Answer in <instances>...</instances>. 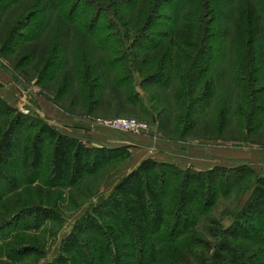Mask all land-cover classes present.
I'll return each mask as SVG.
<instances>
[{"label":"rangeland","instance_id":"1","mask_svg":"<svg viewBox=\"0 0 264 264\" xmlns=\"http://www.w3.org/2000/svg\"><path fill=\"white\" fill-rule=\"evenodd\" d=\"M77 2L71 0L69 9H75L72 19L78 20L77 25L63 32L65 26L57 21L56 0H0V64L27 93L26 116L37 115L38 100L47 101L105 137L91 138L92 148H110L93 175L57 180L50 172L53 144L45 138H41L39 168L33 171L23 162L24 149H31L41 125L52 127L51 122L37 116L26 118L25 126H15L12 120L19 116V103L9 107L10 112L1 109L0 132L7 133L12 152L9 157L4 156V162L0 161V264H54L62 256V243L73 227L98 208L116 184L144 160L175 163L190 171L183 158L170 156L163 148H170L172 153L182 151L187 156L195 150L193 153L208 160L205 164L245 169L212 182L207 197L209 202L213 196L211 207L192 208L201 243L190 247L189 254L193 264H204L217 251L224 232L232 227L259 180L264 179V129L256 123L251 134H242L234 115L237 107L233 69L227 57L220 59L217 54L210 67L213 77L209 96L194 111L192 128L185 129L182 135L180 105L170 96L172 83L153 81L157 62L141 64L143 56L162 41L169 23L144 25L145 19L133 5L120 7L118 15L114 8L104 4L107 0ZM217 2L221 11L227 13V0ZM32 16L31 21H25ZM11 30L16 32L9 36ZM79 34L87 38L75 37ZM89 34H94L95 39ZM61 40L60 50L57 45ZM54 50L59 58L50 67H42L41 62L49 61ZM172 69L173 64L166 65L163 74L172 73ZM120 76L126 77L124 83H120ZM206 76L201 75L195 96L202 91ZM219 109L225 110L222 128ZM114 118H134L148 124L150 131L133 136L94 124L96 119ZM259 122H264V115ZM25 202L32 203V216L17 219L18 215L7 214L6 207L19 203L23 208ZM13 218L16 221L3 228ZM15 238L20 243L24 241V248L34 253L22 256V251L9 252L8 246Z\"/></svg>","mask_w":264,"mask_h":264},{"label":"trees","instance_id":"2","mask_svg":"<svg viewBox=\"0 0 264 264\" xmlns=\"http://www.w3.org/2000/svg\"><path fill=\"white\" fill-rule=\"evenodd\" d=\"M56 1L57 21L65 26L63 32H68L69 27L78 22L72 19L75 9L69 12L71 0ZM217 3V0H107L104 4L114 8L118 15L124 5L138 7V13L145 19L144 25L169 23L162 41L143 56L141 64L157 62L153 81L172 83L170 96L180 105L182 135L185 129L192 128L194 111L209 96L213 77L210 67L216 55L219 54L220 59L227 57L234 73L232 84L237 107L234 115L242 134L247 137L256 123L264 129V122H259V117L264 115V0H227V13L221 11ZM32 19L33 16L25 21ZM83 24L81 22L80 26ZM15 32L11 30L8 35ZM89 35L92 40L96 37ZM75 37L87 38L84 34ZM62 45L61 40L57 45L60 50ZM47 52L46 49L45 54ZM58 58L54 50L50 60H44L41 65L50 67ZM168 64H173L172 73L164 75ZM203 74L207 75L206 80L202 91L195 96ZM125 80L126 77L120 76V83ZM2 108L10 110L0 99V111ZM224 113L225 110L219 109L221 128ZM37 116L19 113L12 121L15 126H25L26 118ZM6 136L5 131L0 132L1 162L12 152ZM41 138L53 144L50 172L60 181L93 175L110 150L88 147L60 134L53 126L42 124L31 149L23 151L24 165L33 171L42 160ZM237 170L245 169L218 166L202 172L185 171L168 163L144 160L116 184L98 208L73 227L62 243V256L54 264H193L189 249L200 245L201 241L196 235L192 208L211 207L213 196L209 202L207 197L212 182ZM37 179L36 176L34 180ZM30 205L31 202H25L22 208L18 203L5 210L21 219L32 216ZM11 220L3 228L11 226L16 218ZM224 235L217 251L204 264H264V179L259 180L246 206ZM13 242L8 246L9 252L22 251V256L34 253L24 248V241Z\"/></svg>","mask_w":264,"mask_h":264},{"label":"crops","instance_id":"3","mask_svg":"<svg viewBox=\"0 0 264 264\" xmlns=\"http://www.w3.org/2000/svg\"><path fill=\"white\" fill-rule=\"evenodd\" d=\"M26 95L27 93L17 82L14 81L10 72L0 64V99L9 107L14 108L19 102L25 100ZM36 105L37 109L35 112L37 113V115L41 119H46L48 122H51L57 132L68 138L84 143L88 147H91V144L94 141L91 138H105L101 135L100 132H95L96 130L92 129V127L88 128V126L82 125V123L75 119V117L70 115L65 110L57 107L56 105L50 104L47 101L40 100H38V103L36 102ZM154 139H156V135H154ZM115 147L116 146H112L111 148ZM163 150L168 152V155L170 154V156H178L180 158H183L185 166H187L185 168L195 171L202 172L212 169L213 167L221 166L220 164H205V162H208V160H206L205 157L201 155H196L195 153H193L195 150H191L192 152L189 156H187L186 153L182 151L173 150L176 153L180 152L179 155L174 152L172 153V150L170 148H163ZM184 155H186L185 158ZM168 164L180 168L175 163L168 162ZM180 169L183 170V168Z\"/></svg>","mask_w":264,"mask_h":264},{"label":"built area","instance_id":"4","mask_svg":"<svg viewBox=\"0 0 264 264\" xmlns=\"http://www.w3.org/2000/svg\"><path fill=\"white\" fill-rule=\"evenodd\" d=\"M27 107L28 105L24 101L19 102V113L27 115L29 113ZM94 124L113 133L131 134L133 136H141L150 131L148 124L134 118L96 119Z\"/></svg>","mask_w":264,"mask_h":264}]
</instances>
